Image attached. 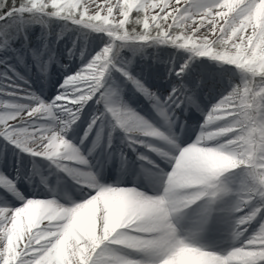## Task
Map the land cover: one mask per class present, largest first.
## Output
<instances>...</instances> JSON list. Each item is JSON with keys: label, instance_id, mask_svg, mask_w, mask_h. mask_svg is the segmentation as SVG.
Instances as JSON below:
<instances>
[{"label": "snow or ice", "instance_id": "snow-or-ice-1", "mask_svg": "<svg viewBox=\"0 0 264 264\" xmlns=\"http://www.w3.org/2000/svg\"><path fill=\"white\" fill-rule=\"evenodd\" d=\"M55 21L107 40L64 79L50 101L4 75L0 140L51 161L78 182L83 179L89 195L68 206L26 198L14 180L0 173V187L21 201L19 207L0 205V264H264V220L248 234L252 222L264 215V0H0V51L24 25L46 29ZM156 46L188 53L183 63L168 69L166 96L134 76L122 58L125 49ZM198 57L235 66L241 80L212 106L196 140L186 146L122 105L108 83L113 72L119 73L171 126L178 110L199 107L196 90L202 80L193 77L192 69ZM89 101L103 110L93 114L81 143L94 129L99 141L110 122L112 131L119 127L126 133L133 150L139 145L157 152L171 169L160 175L156 194L105 185L91 171L68 167L73 161L89 165L67 139ZM141 135L170 148L162 150ZM108 136L111 148V132ZM237 169L243 180L232 188L228 174ZM228 195L235 197L229 211L235 214L233 236L239 243L216 250L198 241Z\"/></svg>", "mask_w": 264, "mask_h": 264}, {"label": "bare ground", "instance_id": "bare-ground-1", "mask_svg": "<svg viewBox=\"0 0 264 264\" xmlns=\"http://www.w3.org/2000/svg\"><path fill=\"white\" fill-rule=\"evenodd\" d=\"M89 2L91 3V0ZM97 2H102V0H97ZM170 3L174 4L175 0H170ZM106 40V37L100 41L96 38L97 45L90 50V44H88L86 51L89 59L91 55L101 49ZM41 45L30 53L31 68L22 65L20 57L14 53L6 61L11 66H16L19 71L15 73L8 69L16 84L30 89L43 100L50 101L57 95L64 79L84 66L85 59L80 60L67 54L68 48L64 46L66 45L64 39L56 40L51 45L43 47ZM48 49H51L55 54L52 60H49ZM23 50L21 49V52ZM187 56L188 53L183 50L161 46L157 51L150 49L145 54L139 53L131 56L127 53L125 61L130 62V71L134 76L143 80L153 92L166 96L171 87L168 69L178 67ZM39 63L43 64L42 73L38 69ZM192 69L193 77L202 80V86L196 90L199 107L190 106L186 110H178V119L174 117L175 122L171 126L157 115L150 101L119 73L113 72L108 78V83L117 89L118 95L115 99L122 105L148 120L165 135H171L177 144L186 146L196 140L207 112L222 95L230 91L233 84H237L241 80V73L235 66L226 65L208 57L196 58L192 62ZM26 78L30 81L27 82ZM102 110L103 105L89 101L80 120L68 133L67 139L77 146L81 154L89 161V165H80L78 161H73L69 163L68 167L73 168L76 172L91 171L97 175L100 183L105 185L135 187L147 194H156L159 189L160 175L171 169L168 161L157 152L139 145L133 150L128 145L126 133L119 127L112 131L110 122H106L103 131L100 132L99 141H97L99 129H94L81 143V137H83L93 114ZM109 132H111V148H108ZM140 139L157 147L167 150L170 148L159 138H145L141 135ZM140 155L160 160L163 165L162 171L156 174L150 168L155 167L150 165L147 160H141ZM0 173L14 180L26 198L55 199L68 206L72 201L83 202L89 195V188L83 179L78 182L70 172L58 169L51 161L34 158L4 140H0ZM228 176L231 187L238 188L243 180L242 170L237 169L235 172L229 173ZM234 204L235 197L233 195L224 197L218 203L211 227L199 239V243L216 250L228 249L239 243V240L234 239L233 236L235 214L229 211ZM0 205L19 207L21 201L14 194H10L0 187ZM261 220H264V215L258 216L252 222L248 228V234L258 228Z\"/></svg>", "mask_w": 264, "mask_h": 264}, {"label": "rangeland", "instance_id": "rangeland-1", "mask_svg": "<svg viewBox=\"0 0 264 264\" xmlns=\"http://www.w3.org/2000/svg\"><path fill=\"white\" fill-rule=\"evenodd\" d=\"M103 34H95L92 33L90 35L85 36L83 33H80L75 28L65 27V25L60 21H55L51 23L48 28H44L39 24H28L24 25L22 29L12 37L10 47H6L3 51H0V84H3V79H1L4 75L12 77L11 71L18 73L16 66H11L10 63H7L6 60L11 58V55L14 53L18 57H20V62L22 65L31 68L32 62L29 61L30 53L38 46H47L51 45L54 41L59 39H64L66 45H64L68 50L66 51L67 54L74 56L80 60L89 59L88 54L86 51V47L90 44V49L97 45L96 38L100 41L104 39ZM107 38V37H106ZM43 39V42L41 40ZM95 40V41H94ZM64 47V48H65ZM161 46L156 47H148L142 50H129L125 49L122 52V58L125 61L127 53L131 56H134L139 53H147L150 49L157 51ZM21 49H25L21 52ZM71 50V53L70 51ZM12 51V52H10ZM81 51H83L84 55L81 56ZM97 52V51H96ZM42 63H39L38 69L40 73L43 72ZM12 72V73H13ZM27 82L30 80L28 78L25 79ZM148 162L155 163L159 165L154 159L147 157ZM156 174L160 173L161 171L156 167H150Z\"/></svg>", "mask_w": 264, "mask_h": 264}, {"label": "clouds", "instance_id": "clouds-1", "mask_svg": "<svg viewBox=\"0 0 264 264\" xmlns=\"http://www.w3.org/2000/svg\"><path fill=\"white\" fill-rule=\"evenodd\" d=\"M132 127H133V128H135V127H136V125L133 123V124H132Z\"/></svg>", "mask_w": 264, "mask_h": 264}]
</instances>
